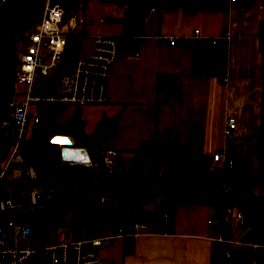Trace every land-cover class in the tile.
Returning a JSON list of instances; mask_svg holds the SVG:
<instances>
[{
	"label": "crops",
	"instance_id": "0c3cea01",
	"mask_svg": "<svg viewBox=\"0 0 264 264\" xmlns=\"http://www.w3.org/2000/svg\"><path fill=\"white\" fill-rule=\"evenodd\" d=\"M106 3L111 6L107 14L120 22L124 5L115 0ZM40 11V7L33 10L30 27ZM89 16L96 27L88 33L90 46L84 56L91 53V34L119 33V28L97 30L104 20ZM82 19L81 15L79 30L85 24ZM142 20L140 32L122 45L110 64L106 101L78 107L64 104L49 113L48 123L55 126L50 136H66L75 145L74 130L66 126L74 115L87 134L102 117L116 116L114 133L102 143L104 151H115L114 158L118 150L135 149L141 139L170 140L194 154L209 157L224 148L227 156L245 159L246 177L253 183V192H264L262 0H224L190 11L180 4L151 5ZM170 37L186 41L173 43L168 41ZM84 56L78 53V57ZM157 77L163 81L172 78V87L157 89ZM16 85L22 88L14 83L12 92ZM15 96L20 98V94ZM28 110L38 115L36 106ZM228 116L233 118L234 126L226 137L223 129ZM108 203H82L79 209L87 217L97 218L107 211ZM153 207V200L135 206L140 211ZM213 212L212 204L207 202H171L163 209L164 219L142 223L141 228L122 225V234L114 235L110 245L98 248L97 264H208L218 233L211 218ZM224 218L229 226L230 255L219 264H264V253L252 246L263 239L258 227H244L230 215ZM72 229L68 238L80 241L113 232L105 226L87 233L83 224Z\"/></svg>",
	"mask_w": 264,
	"mask_h": 264
},
{
	"label": "trees",
	"instance_id": "16d2710c",
	"mask_svg": "<svg viewBox=\"0 0 264 264\" xmlns=\"http://www.w3.org/2000/svg\"><path fill=\"white\" fill-rule=\"evenodd\" d=\"M13 1L7 0L0 10V52L5 46L4 19L8 7ZM58 1L65 9L66 2L72 6V9H75L76 3L85 0ZM115 1L124 5L119 33L115 36L117 50L120 51L122 45L131 36L140 32L142 19L151 5L164 7L180 4L190 11L208 6V4L223 3L224 0ZM68 9L71 8L68 7ZM81 39L82 36L77 34L68 36L62 55L53 71L47 76L39 77V85L36 86L38 90L47 93L55 90L54 79L59 73L72 69V65L78 57ZM6 61L3 66L2 83L4 98L9 99L14 85L13 73L17 60L14 61L11 71L6 68ZM172 84L173 81L170 77L164 81L157 77V89L167 90L172 87ZM36 107L38 120L28 126V135L26 134L22 139L19 151L23 162L32 164L35 162L39 150L43 146L46 147V158L36 169L38 176L32 181V184L45 183L51 192L38 211L25 214L23 217L8 211L0 214L1 223H7L11 218L24 221L38 237H43L47 228L55 221L58 208L68 205L72 228L83 224L87 233L105 226H109L115 231L118 225H127L132 222L145 223L161 219L163 209L171 202H207L213 206L214 212L211 218L223 237H227L229 230L224 218L227 214L224 207L228 205L241 211L244 222L256 225L264 239V192H253V183L246 177L247 164L244 158L231 154V163L228 167L212 169L209 165V156L194 154L186 146L178 145L170 140L153 138L141 139L135 149L116 151L117 157L110 156V163L106 165L103 161L105 151L102 143L114 133L116 116L102 117L96 122L94 130L87 134L81 130L78 116L74 115L66 126L72 127L74 130L75 145L86 148L89 162L64 163L60 161L57 144L48 141L50 135L55 131V126L48 123L49 113L59 110L61 105L42 103ZM2 145V133L0 132V150ZM121 153H128V155L120 157L121 155L118 154ZM27 184L28 182H24V185ZM224 186L229 187L227 192L223 191ZM99 195L107 199L104 203L109 202L108 209L104 214L92 218L80 212L79 207L82 203H98L97 196ZM137 195L140 197L138 201L128 202L129 199ZM147 200L154 201V207L150 211H140L135 208L137 204ZM225 245L226 243L219 240L213 242V255L208 264L220 263L224 257ZM33 264H43L40 255L35 258Z\"/></svg>",
	"mask_w": 264,
	"mask_h": 264
},
{
	"label": "built area",
	"instance_id": "2783aa9c",
	"mask_svg": "<svg viewBox=\"0 0 264 264\" xmlns=\"http://www.w3.org/2000/svg\"><path fill=\"white\" fill-rule=\"evenodd\" d=\"M7 0H0V10ZM228 2L231 0H227ZM264 4V0H262ZM81 18L76 10L66 11L58 0H43L39 16L32 22L31 29L24 35L26 47L19 56L14 68L13 83L21 84L22 88L13 90L9 99H6L7 110L10 109L13 131L7 135V147L0 161V214L7 213L16 208L42 207L46 200L39 199V190L36 184H32L38 176V171L30 164H23L20 156L21 141L29 130V125L38 120L36 112H30L29 106L54 103L58 105L71 104L73 106L85 104H102L106 101V78L110 64L118 57L117 38L113 35L94 33L91 34L92 46L88 56L77 57L72 69L59 73L54 79L55 90L41 92L36 88V79L47 76L57 65L66 40L69 35H81L77 25ZM196 31L194 29L193 33ZM169 42L180 43L186 38H168ZM18 100L13 96L19 95ZM2 114L0 113V132L2 133ZM234 126L232 117L225 118L223 135L227 137L229 130ZM10 130V127H9ZM3 137V133H2ZM224 148L214 151L209 158L211 168L228 167L231 163L230 156L226 155ZM113 150H106L103 161L110 163ZM85 161L83 163H88ZM12 163H22L24 169H13L9 176L12 179L22 178L28 182L29 203L16 205L3 194V184L10 183L7 179V168ZM228 186L223 187L227 192ZM51 189L49 188V193ZM49 195V194H48ZM97 201L104 203L107 199L99 195ZM226 215L232 216L237 223L247 226L250 223L242 220L241 211L224 207ZM166 214L162 213L161 218ZM134 228H141L142 222H132ZM122 225L109 236H90L82 241L68 238L69 231H58L56 237L49 239L44 235L38 237L26 224L16 223L10 219L7 223L0 222V264H33L36 257L43 259V264H97V250L101 246H108L114 235L122 234ZM41 238L39 247L31 245L32 239ZM27 239L28 243H23ZM219 240L224 246V257L230 255L227 237H223L218 229L215 241ZM257 249H264V239L252 243Z\"/></svg>",
	"mask_w": 264,
	"mask_h": 264
},
{
	"label": "rangeland",
	"instance_id": "374dc122",
	"mask_svg": "<svg viewBox=\"0 0 264 264\" xmlns=\"http://www.w3.org/2000/svg\"><path fill=\"white\" fill-rule=\"evenodd\" d=\"M109 1V0H108ZM42 4L43 0H21L17 6L16 10L14 12V15L11 20V37H12V44L11 48L9 51V56L6 61V68L8 70L13 69V64L15 60H18L19 56L22 54V52L25 50L26 47V40L23 37L26 32H28L31 27H30V18L32 15V12L35 8L40 7L42 9ZM66 6V11L70 10H76L78 16L81 18V15L83 17V22L84 27L83 30H79V27H77V30L81 33L82 39L80 41V46H79V56H84L86 55L87 49H89L90 46V36L88 33L90 31H93L94 28L96 27V24L91 23V17L93 16L95 19L98 17H101L104 22L100 26V28H97V30H105L110 29V30H117L119 28V23L118 21L115 20V18L110 17L109 14H107V11L110 10L108 9L110 5L106 3V0H85L84 2H79L76 3L75 9H72V6L69 3H65ZM71 8V9H68ZM111 7V6H110ZM112 11V10H111ZM81 14V15H80ZM38 79H36V82H38ZM15 90H19L21 86L16 85L14 86ZM14 99L18 100L16 96H13ZM9 113V127H10V133L13 131L12 127V121H11V113L10 109L8 110ZM46 147L43 146L38 154L37 158L34 163H32V167L36 170L41 162H43L46 158ZM130 156V155H129ZM1 161V160H0ZM13 169H24V165L21 163H12L8 166L7 168V179L10 181V183L3 184V194L12 201L13 204L16 205H23L29 203V188L28 186L24 185L22 182L25 179V175L22 176V178L18 179H12L9 176V172L12 171ZM39 190V199L40 200H46L48 198L49 194V186L46 185L45 183L38 182L36 184ZM90 205H99L101 204L100 202H92L89 203ZM14 220L16 223L19 224H26V222H22L20 220L11 218ZM68 231L71 232L73 231L71 227V221H70V214H69V206H61L58 208L57 211V217L53 224H51L46 231V237L49 239H53L56 237V234L58 231ZM41 238H34L32 239L31 245H34L36 247H39L41 244ZM23 243H28L27 239Z\"/></svg>",
	"mask_w": 264,
	"mask_h": 264
},
{
	"label": "water",
	"instance_id": "95a60500",
	"mask_svg": "<svg viewBox=\"0 0 264 264\" xmlns=\"http://www.w3.org/2000/svg\"><path fill=\"white\" fill-rule=\"evenodd\" d=\"M21 0H14L10 5L9 9L7 11V14L4 19V31H3V39L5 41V46L0 52V113L2 114V148L0 150V160L3 158L2 156L4 155L7 147V135L9 133V113L7 110V105H6V98H4V86L2 83V76H3V71H4V64L5 61L8 57V52L11 47L12 39L10 35V21L11 18L14 15V12L16 10L17 4ZM55 137L59 139H55ZM65 138V139H62ZM49 143H54L59 145L58 148V155L60 158L61 162H68V163H73V164H80L85 161H89V154H87L86 148L84 146H76L72 144V141L69 140L66 136L62 135H57V136H50L48 139ZM226 148H228V144L226 145ZM139 196H135L134 198H131L128 200V202H135L139 200ZM39 207H23V208H16L11 210V212L17 216L23 217L25 214L33 213L38 211ZM261 252L264 253V249H261Z\"/></svg>",
	"mask_w": 264,
	"mask_h": 264
},
{
	"label": "bare ground",
	"instance_id": "6f19581e",
	"mask_svg": "<svg viewBox=\"0 0 264 264\" xmlns=\"http://www.w3.org/2000/svg\"><path fill=\"white\" fill-rule=\"evenodd\" d=\"M55 139H59V138L55 137ZM62 139H65V138H62Z\"/></svg>",
	"mask_w": 264,
	"mask_h": 264
}]
</instances>
